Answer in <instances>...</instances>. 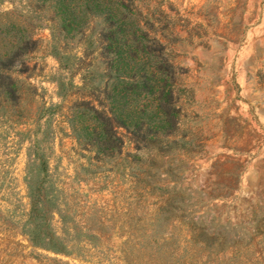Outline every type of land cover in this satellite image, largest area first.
Returning <instances> with one entry per match:
<instances>
[{
	"label": "rangeland",
	"instance_id": "rangeland-1",
	"mask_svg": "<svg viewBox=\"0 0 264 264\" xmlns=\"http://www.w3.org/2000/svg\"><path fill=\"white\" fill-rule=\"evenodd\" d=\"M145 5L156 17L163 12L169 53L185 72L174 92L170 141L178 146L142 154L138 167L154 174L149 183L108 171L111 164L93 174L96 163L67 123L75 102L97 105L94 89L106 85L99 21L69 34L48 4L0 0V32L28 42L16 69H27L21 78L39 94L27 106L30 119L17 122L13 110L0 109V264H264V0ZM119 133L123 156L134 154L131 135ZM34 154L47 160L61 208L97 236L92 244L81 236L72 255L29 237ZM172 191L186 198V221L224 236V248L195 242L193 226L159 211ZM53 224L61 234L58 215Z\"/></svg>",
	"mask_w": 264,
	"mask_h": 264
},
{
	"label": "trees",
	"instance_id": "trees-1",
	"mask_svg": "<svg viewBox=\"0 0 264 264\" xmlns=\"http://www.w3.org/2000/svg\"><path fill=\"white\" fill-rule=\"evenodd\" d=\"M37 1L53 9L54 20L59 16L69 34L84 35L96 21L101 25L97 41L105 66L106 85L100 90L94 89L99 94L95 96L97 105L89 100L75 102L67 117L73 139L91 154L89 160L96 163L93 174L107 170L106 165L111 164L108 171L126 170L130 177L151 182L152 171L138 165L143 153H167L178 146L177 141H170L178 127L175 119L178 99L174 92L179 89V78L185 73L174 65L169 53L173 41L166 33L168 25L162 21L163 12L159 17L151 13L145 5L150 0ZM1 44L4 48L8 44L5 52ZM25 45L28 42L21 39L6 41L0 32V109L13 110L17 122L30 119L27 106L39 97L37 87L21 78L27 69H16L17 59L26 52ZM120 129L131 135L134 154L123 156L125 145ZM32 163L40 165L29 171V179L34 181L28 185L33 221L29 237L33 244L65 256L75 252L72 246L81 241V236L92 244L93 238L97 239L90 232L92 227L80 224L74 213L61 208L62 192L53 181L45 157L34 154ZM185 200L184 195L169 192L159 211L193 226L195 242L205 247L219 244L224 248V236L211 234L207 227L197 229L194 222L186 221ZM55 215L63 225L61 234L53 224Z\"/></svg>",
	"mask_w": 264,
	"mask_h": 264
}]
</instances>
